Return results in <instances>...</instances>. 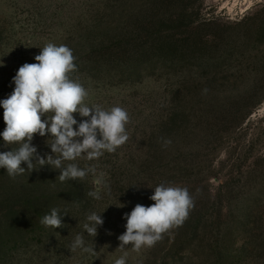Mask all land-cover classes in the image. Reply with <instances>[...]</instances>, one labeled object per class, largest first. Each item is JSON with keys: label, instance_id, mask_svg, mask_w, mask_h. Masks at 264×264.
<instances>
[{"label": "rangeland", "instance_id": "obj_1", "mask_svg": "<svg viewBox=\"0 0 264 264\" xmlns=\"http://www.w3.org/2000/svg\"><path fill=\"white\" fill-rule=\"evenodd\" d=\"M49 42L73 51L70 76L87 106L128 112L129 139L98 159L65 161L95 169L70 180L85 201L65 200L62 228L21 235L2 225L0 240L19 246L0 264H114L125 253L126 264H264V0H0V101ZM49 138L34 137L39 155L52 154ZM17 147L0 136V152ZM37 172L55 198L63 182L48 165L15 182L42 180ZM9 179L0 168V198ZM161 183L189 190L188 218L153 247L118 248L125 213L152 205ZM92 212L104 221L96 237L83 228ZM77 234L95 255L69 250Z\"/></svg>", "mask_w": 264, "mask_h": 264}, {"label": "clouds", "instance_id": "obj_2", "mask_svg": "<svg viewBox=\"0 0 264 264\" xmlns=\"http://www.w3.org/2000/svg\"><path fill=\"white\" fill-rule=\"evenodd\" d=\"M34 59L36 63H24L18 68L13 77L15 87L12 93L0 101L6 125L0 133L4 146L18 145L15 149L0 152V168L14 179L25 171L30 173L48 165L59 170L57 178L60 182L83 180L90 172H95L93 167L80 168L75 163L65 165L64 162L75 161L81 156L88 160L98 159L105 151H116L129 139L126 131L129 114L119 106L104 110L84 103L89 93L70 76L76 70V57L68 46L49 42L40 48ZM76 113L87 119L78 122L74 116ZM37 134L50 137L46 143L52 154L39 155L32 143ZM22 164H26L27 169ZM153 189L149 197L154 201L152 205L136 204L130 213H125L126 231L118 237V248L131 245L138 252L143 247H153L164 233L182 226L195 206L186 187L161 183ZM87 195L100 199L97 191H90ZM66 214L53 207L43 215L40 223L53 229L65 227L62 216ZM86 220L84 230L96 237L98 226L104 223L100 213L92 212ZM77 248L92 255L96 253L94 246H86L82 234L76 235L69 250ZM126 259L127 253L114 264H126Z\"/></svg>", "mask_w": 264, "mask_h": 264}, {"label": "trees", "instance_id": "obj_3", "mask_svg": "<svg viewBox=\"0 0 264 264\" xmlns=\"http://www.w3.org/2000/svg\"><path fill=\"white\" fill-rule=\"evenodd\" d=\"M37 173L42 180L36 178L31 183H19L15 182L16 178H14L3 182V196L0 198V239L6 235L5 232H8L6 230H14L17 232L16 234L19 232L21 235L34 234L37 231L40 232L44 225L37 221H40L43 215L48 214L53 207L58 208L61 214L65 213L67 208L65 200L68 198L71 199L70 196H72L74 202L77 201L79 204L85 201L79 185L71 181L61 182V185L57 183L54 188L58 190V194L55 198L49 197V190L52 188V185L48 183L49 186L46 190L47 184L45 182L43 183V178L46 173ZM67 190L70 191L69 193L71 195H68ZM48 201L49 203H47ZM2 225L6 227L4 233L3 229H1ZM2 234L5 235L3 236ZM12 242L14 245L8 249L7 246ZM18 242L16 238L12 240L10 237L0 240L1 258L2 256H7L8 253L14 252L19 246Z\"/></svg>", "mask_w": 264, "mask_h": 264}]
</instances>
